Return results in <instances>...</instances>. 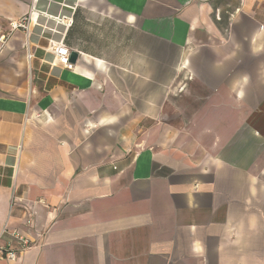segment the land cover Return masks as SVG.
<instances>
[{"label": "crops", "instance_id": "0c3cea01", "mask_svg": "<svg viewBox=\"0 0 264 264\" xmlns=\"http://www.w3.org/2000/svg\"><path fill=\"white\" fill-rule=\"evenodd\" d=\"M0 28V246L31 242L0 264H264V0H0Z\"/></svg>", "mask_w": 264, "mask_h": 264}, {"label": "built area", "instance_id": "2783aa9c", "mask_svg": "<svg viewBox=\"0 0 264 264\" xmlns=\"http://www.w3.org/2000/svg\"><path fill=\"white\" fill-rule=\"evenodd\" d=\"M29 23V17H22L19 21L11 22V30H16L19 28H23L27 30ZM6 41V35L2 33L0 28V43L4 45ZM51 52L58 57V59H61L63 61H67V58L69 57L70 51L69 49L64 45L63 41H54L51 42L50 46ZM30 54H28V57ZM13 238L18 242L19 248L18 249H6L0 246V259H16L19 256V253L31 246V242L26 237L22 236L18 232L12 233Z\"/></svg>", "mask_w": 264, "mask_h": 264}, {"label": "water", "instance_id": "95a60500", "mask_svg": "<svg viewBox=\"0 0 264 264\" xmlns=\"http://www.w3.org/2000/svg\"><path fill=\"white\" fill-rule=\"evenodd\" d=\"M78 54L75 51H71L68 57V62L74 64L77 60Z\"/></svg>", "mask_w": 264, "mask_h": 264}]
</instances>
